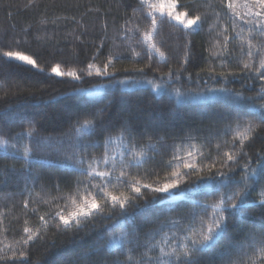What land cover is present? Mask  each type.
Masks as SVG:
<instances>
[{
    "label": "trees",
    "instance_id": "trees-1",
    "mask_svg": "<svg viewBox=\"0 0 264 264\" xmlns=\"http://www.w3.org/2000/svg\"><path fill=\"white\" fill-rule=\"evenodd\" d=\"M176 2L178 11L201 15L200 27L188 32L182 26L172 27L165 17L155 40L165 53L164 59L153 54L149 60L147 49L137 43L150 23L141 15L148 9L138 11L137 20L129 22L128 27L139 23L140 32L135 36L128 33L125 38V22L133 15L138 0H0V52L19 51L37 65L33 68L0 58V134L12 137L7 153L0 148V256L4 257L0 264H19L13 253L25 248L29 253L27 264H129L127 251L104 244L109 235L120 233L121 225L127 238L134 242L126 245L132 248L131 264L158 256L159 246L179 254L184 237L198 238L201 220L207 221L212 214L211 208L206 213L203 206L215 203L220 196L207 181H197L199 187L182 184L181 189L194 190L183 194L177 191L175 200H156L141 209L129 208L126 216H121L118 207L112 213L106 207L103 214L86 221L78 232L75 226L64 232L59 219L52 218L57 211H70L74 196L97 191L86 185L102 182L99 178L89 180L66 167V156L77 143L74 129L78 122L91 120L96 126L95 134L79 141L98 144L88 147L89 156L103 159L105 138L119 137L124 127L131 130V141L138 148L153 146L139 167L124 169L121 185L115 178L120 176L119 154L125 149L119 142L108 145L117 166L112 170L111 164L107 168L101 165V171H111L112 175L103 191L117 195L130 193L129 186L136 180L141 184L164 182L178 163L176 157L181 158V171H187L182 162L192 160L206 176L208 165L218 161L224 152L234 150L230 129L238 121L241 126L249 121L259 123L254 113L264 101L256 98L248 107L237 108L230 106L226 94L209 91L227 88L232 93L240 91L257 97L264 88V81L245 79L243 63L248 57L241 55L240 41L232 38L236 34L232 30V11L222 0ZM247 2L234 0L236 11L245 19ZM235 23L236 32L243 26L241 34L247 37L249 26L239 18H235ZM225 36L230 38L227 48ZM259 43H264V36L254 34L253 44ZM186 51L190 53L187 58ZM244 51L247 52V45ZM110 58V75H95V68L103 69ZM256 60L258 63V56ZM89 64L94 65L91 76L86 74ZM55 66L75 70L82 78L56 76L51 71ZM141 68L143 72L137 71ZM120 80L130 82L120 85ZM30 126L37 129L30 146L35 148V140H41L51 147L46 144L34 152L33 165L26 170L23 157L13 155L11 145L29 144L30 138L15 134ZM262 147L264 133L248 143L244 151L254 158ZM124 159L127 161L128 157ZM215 167L220 164L217 162ZM190 178L195 180L194 176ZM142 192L145 198L136 202L139 205L151 199L150 190L142 188ZM258 193L259 187L251 199L258 200ZM246 224L241 231L240 218L231 217L224 238L211 249L195 253V259L199 264H264V258L259 256L255 262L250 259L251 240L245 238L249 231L257 239L264 234L261 214L250 212ZM25 228L39 234L28 246L23 244L27 238ZM157 242L158 247L151 249ZM165 259L176 264L175 256Z\"/></svg>",
    "mask_w": 264,
    "mask_h": 264
},
{
    "label": "snow or ice",
    "instance_id": "snow-or-ice-1",
    "mask_svg": "<svg viewBox=\"0 0 264 264\" xmlns=\"http://www.w3.org/2000/svg\"><path fill=\"white\" fill-rule=\"evenodd\" d=\"M222 4H225L227 9L232 11L233 20V32L235 36L233 39L240 41L241 55H247L248 61L243 63V69L246 72L245 79L253 80L259 79L264 81V43L253 44L254 34L264 36V0H248L245 7L248 9L245 16L248 18L241 17L235 9L234 0H222ZM148 9L142 12L141 15L145 21H150L145 26L144 31L141 33L137 43L147 49L148 58L151 60L153 54L164 59L165 53L155 43L156 33L159 26L164 22L165 17L172 27H183L188 32L197 31L200 27L202 17L201 15H190L188 11H178V4L176 0H138V6L133 8V15L129 17V21L125 22V38L127 34L131 33L133 36L140 32V24L136 23L135 27H128L129 22H135L137 20L136 13L141 9ZM235 18L243 20L244 25H248L249 35L243 36L244 28L241 26L240 31L236 32ZM175 21V24L171 22ZM225 48H227L230 38L224 37ZM247 45V52L244 51V46ZM136 55H139L138 53ZM190 55L187 51L185 57ZM259 57L257 63L256 57ZM0 58H7L9 60L21 61L24 64L31 65L35 68L36 62L27 55L21 54L19 51H2L0 52ZM112 60L109 59L108 63L104 65L103 69L95 68V75L97 76H108L107 69L111 64ZM94 65L89 64L86 74L88 76L93 75ZM137 71L143 72V69H137ZM52 72L56 76H68L74 79H81L82 77L77 74L75 70H69L63 72L59 67H53ZM171 75V70L169 72ZM221 76L234 75L233 73L224 74ZM128 80H120L117 83L125 85L129 83ZM151 83V81H149ZM158 87V85L156 86ZM210 92H221L226 94L230 106L237 108H246L249 103L254 99L259 98L264 101V88L257 94V97L245 96L242 92L237 91L232 93L227 88L221 89H209ZM177 95H180L177 90ZM259 123H248L241 126L238 121L234 128L230 130L233 133L231 143V149L223 153V156L218 160L214 161L211 165L207 166V175L202 174V169H197V163L192 160L182 162V168L187 171H181V158L176 157L178 163L171 171L170 175L167 176L164 182L157 181L155 184H141L139 180H136L130 184L129 192H120L118 195L114 192L103 191L109 183H111L112 175L111 171H101V165L105 168L111 164L112 170L117 166V161L114 156L108 152V145L110 143L119 142L120 146L125 150L121 152L119 159V166L121 169L120 176L116 177L118 184H124V177L126 175L124 169L129 167H139L145 161L146 152L151 149L152 145H144L137 147L135 142L131 141V130L127 127L121 129V134L115 139L111 136L105 138L104 147L105 154L103 159L96 156H89L87 149L89 146L98 147V144H80L79 141L82 137L95 134V124L91 120H85L83 123L78 122V126L75 127L74 132L76 134L77 143L74 145V150L66 156V167L71 168L73 171L78 172L80 175L86 176L89 180L99 178L102 181L99 184L86 185L92 189H96L94 193L86 194L84 196H74L72 198V208L70 211L60 210L55 213L52 218L55 220L59 219V225L63 226V231L67 232L73 230L79 231L81 226L86 222L94 219L97 214H103L105 208H108V212L112 213L118 207L121 216L128 214L129 208L141 209L147 205L160 200L178 199L177 191L183 194L184 191H193L194 187H187L181 189L182 184L194 185L199 187L197 181H207L215 186L216 191L220 193L219 199L210 205H204L203 208L207 213V209H212V214L209 216L207 221L201 220L200 231L197 237H184L185 243L180 244L182 252L177 254L175 251H166L165 246H159V255L154 258L141 259L140 264H173L171 259H165L175 256L176 264H199V261L195 259V253L204 250L211 249L219 242L220 239L224 238L229 228V220L233 216H238L241 221V231L247 227L246 221L249 219L250 212H259L261 214V220L264 221V147L254 154V158L250 157L249 154L244 151L248 143L253 142L261 133H264V103L259 105L258 113H254ZM37 129L35 127H29L22 133H16L18 137L26 136L30 138L29 144H24L21 147H17L12 144L11 147L14 149L13 155L22 156L24 163L27 165L26 170H30L33 165V153L39 151L46 144L51 147L47 141L35 140V148L31 145L32 140L36 137ZM103 134V130L101 132ZM12 137H7L6 134H0V148H3L7 153L9 148V141ZM125 141H129L127 144ZM237 142L239 147H237ZM225 143H229L225 141ZM219 147V145H217ZM189 157L192 156V152L188 153ZM128 159L125 161L124 157ZM243 160V163L241 161ZM220 164L219 168H216V163ZM170 166V165H169ZM239 173V175H237ZM194 176L195 180L190 177ZM186 178H189L186 180ZM259 187V199H251L252 193ZM143 189L150 190L151 199H145V205H139L136 202L142 198H145ZM103 191V196L100 193ZM156 194H165L163 196H157ZM251 201V203H249ZM110 218V217H108ZM41 220L44 217L41 216ZM58 225V227H59ZM264 227V225H262ZM27 238L23 241L24 246H28L30 242H34L35 239L39 238V234L33 233L30 229L25 228ZM246 240H251V247L253 250V256L250 258L253 262L257 256L264 258V234L259 239L253 236L249 231L245 235ZM167 237L164 238L167 241ZM190 240V244L188 241ZM127 238L121 225V231L119 234L113 233L109 235L104 244L109 248L116 249L118 251H127L128 262L131 264L132 248L126 245L133 244ZM160 242L152 244L151 249H156ZM101 248L104 245L100 246ZM150 249V250H151ZM29 253L27 249L19 251V253H13L14 261H19V264H27V257ZM4 259L0 256V260Z\"/></svg>",
    "mask_w": 264,
    "mask_h": 264
},
{
    "label": "rangeland",
    "instance_id": "rangeland-1",
    "mask_svg": "<svg viewBox=\"0 0 264 264\" xmlns=\"http://www.w3.org/2000/svg\"><path fill=\"white\" fill-rule=\"evenodd\" d=\"M22 54V53H21ZM23 55H25V54H23ZM21 62V61H20ZM23 63V62H22ZM55 67H57V66H55ZM59 67V66H58ZM59 69L61 70V71H63V72H67V71H65V70H63L61 67H59ZM52 71V70H51Z\"/></svg>",
    "mask_w": 264,
    "mask_h": 264
}]
</instances>
